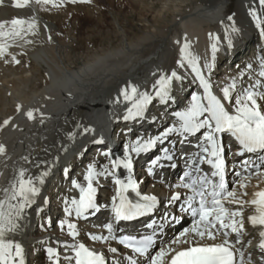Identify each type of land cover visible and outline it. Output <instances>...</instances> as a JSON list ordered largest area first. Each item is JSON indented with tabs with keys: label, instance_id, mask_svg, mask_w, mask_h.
<instances>
[{
	"label": "bare ground",
	"instance_id": "1",
	"mask_svg": "<svg viewBox=\"0 0 264 264\" xmlns=\"http://www.w3.org/2000/svg\"><path fill=\"white\" fill-rule=\"evenodd\" d=\"M128 1L130 5L143 3V0ZM144 4L145 11L138 12L136 19L129 23L120 21L117 15H110L108 20L103 17L102 12H97L100 16L96 23L113 26L116 36L119 37L118 43L115 46L109 45L107 49L87 54L83 52L84 54L75 56L66 50V42L61 41L63 38L53 37V31L58 21L61 24L68 21L77 24L78 19L82 18L78 16L81 11L87 17H93L95 13L92 11L91 16L88 7H77L75 12L78 15L70 20L68 14L60 19H57L59 15H49L46 5H38L35 0H30L29 5L24 8L14 7L13 0H3L0 4V21L34 17L37 23L36 34L26 37L32 43L18 41L9 48V55L0 57V90L5 97L0 101V125L5 120H10L7 126L0 127V144L6 149L0 155V199L4 198L3 190L10 187L21 169L27 170L26 177L33 178L42 172H48L42 185L36 181L40 192L35 203L19 219L17 231L10 234V238H14L24 248L25 264H36L39 257L44 258V263L51 264L46 252L48 247L59 251L60 264H68L64 256L71 253L64 245L77 240H82L97 252L103 253L106 260H122L120 253L109 250L115 247L114 239H109L110 245L105 246L90 241L91 236L96 233L109 235L104 227L109 223L108 213L101 214L100 219L91 215L77 218L73 214L70 221L60 215L57 216V224L47 231L43 230L45 226H40L37 230L35 224L43 212H46L55 188H64L72 198H79L78 188L69 183L70 173L76 170L82 172L83 177L78 179V184L84 185L90 165L97 172L102 171L105 166L111 170L109 160L105 164L100 162L98 166L93 164L96 154L90 152L103 146L111 129L124 125L123 116L130 104L122 97L117 103L122 88L131 83L140 92L147 91L155 96L153 85L161 75H171L172 71H176L182 77L172 81L170 96L173 99L166 104L161 103L159 98L153 99L143 117H137L132 125L136 128V121L143 119V126L145 120H149V127L154 126L149 138H154L164 128L163 121L158 122V108L150 113L155 102L160 103L159 106L164 109L168 105L169 110L173 111L183 106L181 100L186 91L189 95H201L199 81L195 79V73L187 60L184 61V67L177 64L184 43L189 44L188 52L191 56L198 58V64L205 78L212 84L215 95L222 97V89L233 81L236 83L233 96H237L244 88L255 85L257 80L264 84V77L259 75L261 62L264 61V35L261 33V29H264V6H261L259 0H184L183 3H178V0H165L156 11L154 2L148 1ZM253 11L261 20V28L256 27ZM168 14H172L170 21L167 19ZM70 16L72 15L69 14ZM228 17L232 19L229 20ZM233 28L237 31H233ZM216 36L220 37L218 42L214 39ZM213 43H217L218 48L214 60L211 48ZM69 44L68 46L71 45ZM247 51L249 52L246 53ZM13 56L19 63L12 59ZM240 60L243 67L238 69L239 66L235 64ZM206 64H212V68L208 69ZM249 64L251 68H248ZM258 103L264 110V100L258 99ZM17 106H20L19 111ZM188 106L187 103L186 108ZM29 110L34 112L35 118L32 120L26 115ZM85 129L90 131L85 132ZM170 135L175 136V133ZM101 140V143H97ZM141 152L138 153L139 157ZM123 170L121 167L115 171V175L99 176L96 180H108L120 173L125 176ZM261 171L264 172V168ZM102 185L108 186L106 183ZM261 187H264V174L253 173L247 181L246 189L240 190L237 186V190L246 191L248 195L243 198L250 200L249 194ZM107 188L106 193L110 200L114 192L111 186ZM162 189V186L156 185L149 192L159 193ZM53 199V205L58 210L61 205H65L67 197L64 195L60 200H55V197ZM251 209L250 205L243 206L247 231L242 236L243 243L236 245L244 251L246 264L249 257L252 262L257 263L261 254L255 246L247 247L248 241L254 245L256 238V229L246 222V216ZM61 221L75 223L80 233L79 238L73 240L68 235L67 224L61 227ZM96 221L103 225L94 230L93 224ZM112 235L115 236L114 231ZM170 242L171 237L166 244L159 245L158 249L160 246H168ZM140 264H146V259L141 260Z\"/></svg>",
	"mask_w": 264,
	"mask_h": 264
},
{
	"label": "snow or ice",
	"instance_id": "2",
	"mask_svg": "<svg viewBox=\"0 0 264 264\" xmlns=\"http://www.w3.org/2000/svg\"><path fill=\"white\" fill-rule=\"evenodd\" d=\"M65 2L90 3L91 0H59V3L56 0H35L38 5L51 4L53 7H61ZM2 3L3 0H0V4ZM29 3L30 0H13V6L16 8L27 7ZM259 3L264 6V0H259ZM252 15L256 20V27L261 28L260 18L254 11ZM228 19L231 20L232 17ZM36 28L37 23L34 17L0 21V57L9 55V48L16 45L18 41L32 43L26 37L35 35ZM233 31L237 29L233 28ZM261 33L264 35V29H261ZM214 39L218 42L220 37L216 36ZM229 46H231V40H229ZM211 48L214 60L218 51L217 43H213ZM188 49L189 44L184 43L180 49V59L177 64L184 67V61L187 60L192 72L195 73V79L199 81L203 89V94L193 93L190 105L184 111L173 113L180 122L179 127L168 128L161 136L149 139L143 144L139 140L133 142L130 152L138 154L154 146L162 138H167L170 133L195 135L204 130L202 143L197 145L199 151L195 153L196 159L192 161L190 170L185 172L181 178L183 182L177 185L178 188L187 190L183 194V203L180 207L182 211L190 213L193 218L192 224L174 238L168 246H160L154 254L151 250L156 245L155 229L152 235L139 238L131 235L121 237L119 244L131 253L126 257L128 264H140L134 256L146 258V264H245L244 251L236 247L237 244L243 243L244 205H250L254 209L253 214L249 215L247 220L258 231V246L264 251V189L253 192L250 200L243 198L248 195L246 191L237 190V186L240 190L246 189L253 169L257 175L264 174L261 171L264 167V110L258 103V99L264 100V84L257 80L255 85H250L237 94L233 103L232 91L236 88V83L233 81L232 84L222 89V97H218L213 94L212 84L205 78L198 64V58L192 57ZM12 59L19 63L15 56ZM205 67L211 69L212 64H206ZM251 67L249 64L248 68ZM259 75L264 77V61L261 62ZM174 79L180 80L182 77L176 71H172L171 75H161L153 85L155 96L147 91L140 92L137 86L131 83L122 88L117 103L122 97L130 104L123 119L129 121L143 117L148 105L155 98H159L160 102L165 104L173 99L170 96V90ZM19 107L17 106L18 111ZM26 115L29 120L35 118L33 110H29ZM9 123L10 120H5L0 127L7 126ZM87 131L90 129H85V132ZM220 134H229L238 142L239 148L235 155L243 157L245 153L256 154V160L240 161L243 171L235 173L238 177L236 186L230 187L226 181V165L219 139ZM101 142L102 140L97 141V143ZM128 148L129 146H126L123 159L117 158L111 161V170L105 166L102 171L97 172L96 168L90 165L85 176L86 186L76 181L72 182L73 187L79 189V198L73 197L70 201H65L64 211L67 216L75 214L77 218H81L85 214L98 212L100 206L97 203V188L94 186V181L99 176L115 175V171L121 167L128 170L129 176L126 181L119 178L114 181L116 194L111 197V209L115 222L118 224L121 221H131L153 211L158 203L157 197L141 195L138 190V184L131 177L133 163ZM5 151V146L0 144V155H3ZM164 152V159L172 160V156L167 155L168 150L164 149ZM104 155L107 156L108 153ZM158 162L159 159L153 160L152 165L155 166ZM204 164L210 166V172L201 168ZM151 171L150 168L149 173ZM26 172V169L19 171L10 187L3 190L4 198L0 199V264H25L24 248L14 238H10V234L17 231L19 219L22 218L25 210L35 203V198L40 192L36 181L42 185L44 177L48 175L45 171L33 178L32 176L26 177ZM129 192L134 193L136 199L130 198ZM181 199L182 194L175 192L170 196L169 203H176ZM64 224H67L68 235L75 240L79 235L77 225L61 221V227ZM104 227L109 235H92L93 241L116 239L112 235L113 223H107ZM233 234H235L234 239ZM248 243L251 242L248 241ZM181 245L187 246L181 247ZM64 247L71 253L64 256L68 264H107L103 253L90 249L84 243L66 244ZM109 250L112 253L117 252L115 247ZM46 252L51 264H60V253L56 248L48 247ZM247 264H251L250 257Z\"/></svg>",
	"mask_w": 264,
	"mask_h": 264
},
{
	"label": "rangeland",
	"instance_id": "3",
	"mask_svg": "<svg viewBox=\"0 0 264 264\" xmlns=\"http://www.w3.org/2000/svg\"><path fill=\"white\" fill-rule=\"evenodd\" d=\"M148 1L152 2V3L154 2V6H155L154 10L155 11L159 10L162 7V2H165V0H148ZM148 1L143 0L142 4H144V2L147 3ZM183 1L184 0H178V3H183ZM231 1L235 2V0H231ZM56 2L59 3V0H56ZM128 2H129L128 0H91L90 3H75V4H73V3L65 2L63 4V6H61V7H53L51 4L46 5V10L49 13V15H53V17H56L57 15L60 16L57 19H60L63 15L65 16L67 14H68V18L70 20H72V18L76 17L74 15L79 14L78 16L82 17L79 19L76 18V19H78L77 24H72V21H68L67 22L68 24L67 23L61 24L57 20L58 21L57 23L59 26L57 25V27L54 28L53 37L54 38H61V39L63 38L61 41H63V43L66 42L65 48L72 56H75L77 54H84L83 52H85V54H87V53H91L93 51H99L101 49H107L109 47V45L115 46L118 43L119 37L116 36L115 30L113 29V26H110L107 24H103V25L99 24L98 25V23H96V21L98 20L97 18H99V16H100L99 14H101L100 12H102L103 17H105L108 20H110V15L111 16L117 15V18L120 21H126L127 23L134 21L136 19V14L138 12H141V10H142V12L145 11V9H144L145 4L144 5L135 4L136 5L135 6V5H130V3H128ZM186 5H187V3H186ZM188 6H190V5H188ZM77 7H82V8L88 7L89 11H91L90 15L92 16L93 12L95 14L93 17H87L86 13H83L84 11H81L80 13L77 14V12H75L77 10ZM97 12H99V14ZM60 14H62V15H60ZM69 14L72 16L69 17ZM171 15L172 14H168V17H167V19H169L168 21H170V19L172 17ZM67 33H69V34H67ZM91 33H93V34H91ZM68 44L70 46H68ZM23 62H25V60H23ZM240 62L241 61H239L236 64H239ZM241 66H243V64H241ZM2 95H3V97H2ZM4 98H5L4 93L2 90H0V101L4 100ZM57 189L58 188L54 189L55 191H54L53 196H59V197H63L64 195L69 196V194H67L63 189H61V191L59 189L58 190ZM59 191L61 192L60 194H59ZM36 260H37L36 264H42V263L47 264V263H44L43 257H39Z\"/></svg>",
	"mask_w": 264,
	"mask_h": 264
}]
</instances>
